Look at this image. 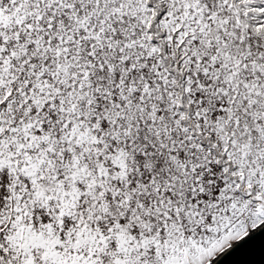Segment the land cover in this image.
<instances>
[{"label":"snow or ice","instance_id":"snow-or-ice-1","mask_svg":"<svg viewBox=\"0 0 264 264\" xmlns=\"http://www.w3.org/2000/svg\"><path fill=\"white\" fill-rule=\"evenodd\" d=\"M264 228V0H0V264H219Z\"/></svg>","mask_w":264,"mask_h":264},{"label":"water","instance_id":"water-1","mask_svg":"<svg viewBox=\"0 0 264 264\" xmlns=\"http://www.w3.org/2000/svg\"><path fill=\"white\" fill-rule=\"evenodd\" d=\"M219 264H264V228L226 253Z\"/></svg>","mask_w":264,"mask_h":264}]
</instances>
